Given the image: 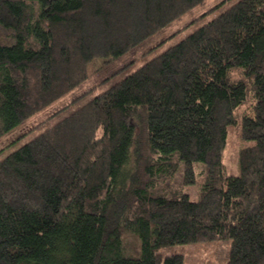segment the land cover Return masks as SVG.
<instances>
[{"label":"trees","instance_id":"1","mask_svg":"<svg viewBox=\"0 0 264 264\" xmlns=\"http://www.w3.org/2000/svg\"><path fill=\"white\" fill-rule=\"evenodd\" d=\"M208 1L0 0V139L59 107L0 159V264H185L161 250L218 240L224 264H264V0L223 1L81 91L94 60L147 53ZM249 99L233 176L223 155Z\"/></svg>","mask_w":264,"mask_h":264},{"label":"rangeland","instance_id":"2","mask_svg":"<svg viewBox=\"0 0 264 264\" xmlns=\"http://www.w3.org/2000/svg\"><path fill=\"white\" fill-rule=\"evenodd\" d=\"M226 0H209L205 7L196 12V14L191 17H187L180 21L179 23L173 25L170 29L167 30L166 34L159 39H156L151 46V50L147 53H140L130 58L129 61L125 60L121 64L114 65V69H110L111 65L107 64L102 59L94 60L88 66L89 80L84 86L83 90L87 91L89 89H95L96 86H100V82L111 76L114 71L118 68H121L123 64L129 63L133 60L132 64H129L127 68L117 74V79H122L126 75L133 73L147 61L151 60L158 54L164 52L170 46L178 43L182 38L186 35L194 32L197 28L204 25L208 20L211 19L207 17H203L200 20L194 22L193 24H189L193 19L202 15L206 11H209L212 7L220 4L221 2ZM234 0H232L233 2ZM167 37H170L168 41L161 46L158 44L162 42ZM159 45V46H158ZM107 85V83L105 84ZM105 88H99L97 91H104ZM92 90V92H93ZM100 90V91H99ZM71 100V98L69 99ZM59 107L49 108L34 117H32L28 122L21 128L13 131L12 133L6 135L2 139H0V159L3 158L6 154L11 152L14 149L19 148L26 141L34 138L41 129V126L49 121V117L54 114L55 111L58 110ZM252 108V101L249 99L248 103L240 106L236 111V118L238 124L229 128L228 132V141L226 145V149L223 155V162L226 167L227 173L229 175L238 176L240 174L239 168V155L240 151L251 145L252 143H247L243 140L241 135L240 122L244 115L250 114ZM47 120V121H46ZM200 169L198 170V173ZM182 169L179 172V177L177 178V182L182 185ZM202 180L198 177L197 184L193 186H184V190L190 195L193 201H197L200 192V184ZM231 240H218V241H208V242H198L193 244L186 245H176L162 249L163 254H181L185 259V264H224L229 260L230 251H231Z\"/></svg>","mask_w":264,"mask_h":264}]
</instances>
